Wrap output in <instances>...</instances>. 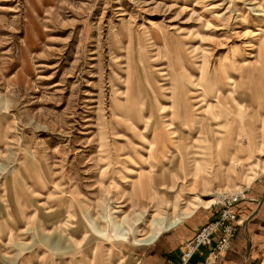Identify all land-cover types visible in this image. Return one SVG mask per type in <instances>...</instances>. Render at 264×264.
Returning a JSON list of instances; mask_svg holds the SVG:
<instances>
[{"label":"rangeland","instance_id":"1","mask_svg":"<svg viewBox=\"0 0 264 264\" xmlns=\"http://www.w3.org/2000/svg\"><path fill=\"white\" fill-rule=\"evenodd\" d=\"M263 177L264 0H0V264H147Z\"/></svg>","mask_w":264,"mask_h":264},{"label":"crops","instance_id":"2","mask_svg":"<svg viewBox=\"0 0 264 264\" xmlns=\"http://www.w3.org/2000/svg\"><path fill=\"white\" fill-rule=\"evenodd\" d=\"M244 193L245 199L236 206V211L241 218L247 219V223L239 229L229 249L213 260L210 258L215 245L213 242L211 246L201 248L191 264H258L264 258V177L256 180ZM219 211L220 208L217 212H209L201 223L193 226L191 233L186 228L174 232L182 235L178 236L183 239L178 245L160 244L162 246L153 247L152 257L147 264H166L168 261L179 260L184 244L195 236L200 227L215 221Z\"/></svg>","mask_w":264,"mask_h":264},{"label":"built area","instance_id":"3","mask_svg":"<svg viewBox=\"0 0 264 264\" xmlns=\"http://www.w3.org/2000/svg\"><path fill=\"white\" fill-rule=\"evenodd\" d=\"M244 199V192L221 195L217 219L200 227L195 236L184 244L179 260L168 261L166 264H191L195 254L213 242L215 245L210 258L216 260L229 249L239 229L247 223V219L241 218L236 211V206Z\"/></svg>","mask_w":264,"mask_h":264},{"label":"bare ground","instance_id":"4","mask_svg":"<svg viewBox=\"0 0 264 264\" xmlns=\"http://www.w3.org/2000/svg\"><path fill=\"white\" fill-rule=\"evenodd\" d=\"M192 208H194V207L191 206L188 209H185L184 211H182V215H184L185 217L190 216L192 214V210H193ZM180 222H181V219H178L175 217L173 219L169 220L167 216H160V215L154 216L153 221H152V227L154 229H153L152 233L146 237L145 234H142L141 231H138L137 232L139 234L138 236L142 237V238L138 239L137 243L140 245L152 244L153 242H155L158 239V237L160 235V232L157 230L158 227L164 228L166 230H170V229L177 227L180 224ZM116 224H118L116 239L118 241H124V242L128 241L129 237L131 236V233L124 228L125 222L120 220ZM149 229H150V227H149Z\"/></svg>","mask_w":264,"mask_h":264}]
</instances>
